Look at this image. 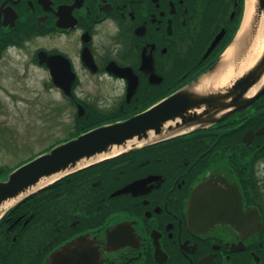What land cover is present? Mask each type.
Here are the masks:
<instances>
[{"label": "flooded vegetation", "instance_id": "1", "mask_svg": "<svg viewBox=\"0 0 264 264\" xmlns=\"http://www.w3.org/2000/svg\"><path fill=\"white\" fill-rule=\"evenodd\" d=\"M244 1L0 0V67L6 53L30 55L76 116L80 107L140 111L213 64ZM123 68L134 73L131 85ZM71 71L67 94L55 78L67 82ZM206 181L237 185L244 210L257 207L264 221V95L20 199L0 219V264H264V229L190 216L191 195Z\"/></svg>", "mask_w": 264, "mask_h": 264}, {"label": "water", "instance_id": "2", "mask_svg": "<svg viewBox=\"0 0 264 264\" xmlns=\"http://www.w3.org/2000/svg\"><path fill=\"white\" fill-rule=\"evenodd\" d=\"M259 26H262L261 30L264 31V0L254 2L253 19L249 26L245 49L253 41ZM241 27L242 23L230 45L239 37ZM217 41L218 38L212 42L208 52ZM225 51L196 79L154 105L125 119L104 123L84 131L56 144L49 151L37 155L12 170L6 178L0 179V218L20 199L70 173L138 145H146L164 137L182 133L190 127H202L219 121L225 115H230L256 101L264 94V46L251 66L230 77L222 86L198 87L205 76H214L221 65ZM51 59L52 57L43 53L41 62L49 63ZM119 73L126 75L130 85L132 84L133 71L123 68ZM135 78L136 88L138 86L136 75ZM74 80L75 74L71 71L70 80L66 82L64 78L56 77L55 83L67 94H71ZM132 87L131 93L135 91L134 86ZM221 111L225 115L217 116V113ZM83 113L84 109L80 107L79 114ZM261 132L262 130H258V133ZM115 148L118 149L117 153H114ZM100 155L105 157L97 160ZM53 177L56 178L45 183ZM224 183L227 184L226 188L211 181L200 183L190 198V216L203 217L196 222L199 225L201 222L222 223L230 224L238 231L245 233L262 231L264 221L259 209L251 207L244 210L243 197L238 186L228 184L226 181ZM12 199L18 200L4 207L6 202Z\"/></svg>", "mask_w": 264, "mask_h": 264}, {"label": "rangeland", "instance_id": "3", "mask_svg": "<svg viewBox=\"0 0 264 264\" xmlns=\"http://www.w3.org/2000/svg\"><path fill=\"white\" fill-rule=\"evenodd\" d=\"M6 55L0 67V167L11 170L68 138L75 130L76 108L64 107L61 93L45 72L36 70L30 55Z\"/></svg>", "mask_w": 264, "mask_h": 264}, {"label": "bare ground", "instance_id": "4", "mask_svg": "<svg viewBox=\"0 0 264 264\" xmlns=\"http://www.w3.org/2000/svg\"><path fill=\"white\" fill-rule=\"evenodd\" d=\"M255 0H246L245 14L242 22L239 37L236 41L228 47L222 57L221 65L216 70L214 76L204 77L202 82L198 85L200 88H209L214 85L218 86L226 82L233 75L242 72L244 69L251 66L260 55L264 46V31L261 30L262 26L256 31L253 41L245 49L246 39L249 36V26L252 23L253 11ZM114 153H117L118 149L115 148ZM105 155H100L98 159L104 158ZM54 178H50L45 183L51 182ZM44 183V182H43ZM18 199H12L7 201L4 207L13 204Z\"/></svg>", "mask_w": 264, "mask_h": 264}, {"label": "trees", "instance_id": "5", "mask_svg": "<svg viewBox=\"0 0 264 264\" xmlns=\"http://www.w3.org/2000/svg\"><path fill=\"white\" fill-rule=\"evenodd\" d=\"M242 15H243V10L240 11L237 22L235 24V28L232 31V34H231L229 40L226 42V44L224 45V47L222 49H224L226 47V45L230 42V40L233 38L234 34L236 33L237 28L240 25ZM155 99H156V97H152L151 101H154ZM147 103H148V101L144 102L142 104L141 109L145 108L148 105ZM137 111H139V110H129L124 114H120L121 112H116V111H109V112L103 111V112H99V113H91L90 111H87L86 114H84L82 116L77 114L76 121L74 122L75 130L73 132H71L69 138L74 137V136L80 134L81 132L87 131V130H89V129L97 126V125H100V124H103L106 122H110V121H114V120H117L119 118H125V117H127V116H129V115H131ZM59 142H60V140L48 145L47 147L44 148V150H42L39 153H42L44 151L49 150L52 146H54L56 143H59ZM39 153H37V154H39ZM11 170L6 169L5 167H0V178H5ZM71 175L72 174L58 180L56 183L64 182ZM262 234H263L262 240L264 241V230L262 231Z\"/></svg>", "mask_w": 264, "mask_h": 264}]
</instances>
